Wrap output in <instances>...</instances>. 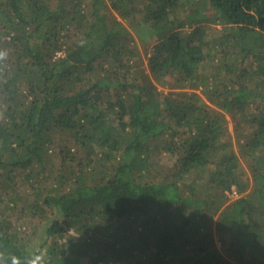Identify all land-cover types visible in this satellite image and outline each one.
Masks as SVG:
<instances>
[{
	"label": "trees",
	"instance_id": "trees-1",
	"mask_svg": "<svg viewBox=\"0 0 264 264\" xmlns=\"http://www.w3.org/2000/svg\"><path fill=\"white\" fill-rule=\"evenodd\" d=\"M37 256L264 264V0H0V264Z\"/></svg>",
	"mask_w": 264,
	"mask_h": 264
},
{
	"label": "rangeland",
	"instance_id": "rangeland-1",
	"mask_svg": "<svg viewBox=\"0 0 264 264\" xmlns=\"http://www.w3.org/2000/svg\"><path fill=\"white\" fill-rule=\"evenodd\" d=\"M210 15H211V14H210ZM196 25H197V24H196ZM198 25L201 26V25H203V23H199ZM211 28H212V29L220 30V29L222 28V25L220 24V22H218V23H216V25L212 26ZM192 30H193V27H189V28H187L188 35L191 34ZM252 69H253V68H252ZM197 90H198V89H197ZM198 92H199V91H198ZM217 247H218L217 250H219V252H221V251H220V242L218 243ZM223 258L225 259V257H223ZM225 260H227V261H226V263H224V264H236L234 261H232V260H230V259H225Z\"/></svg>",
	"mask_w": 264,
	"mask_h": 264
},
{
	"label": "clouds",
	"instance_id": "clouds-1",
	"mask_svg": "<svg viewBox=\"0 0 264 264\" xmlns=\"http://www.w3.org/2000/svg\"><path fill=\"white\" fill-rule=\"evenodd\" d=\"M42 257L37 256L35 260L31 261V264H39V262L41 261ZM13 264H19L18 260H13Z\"/></svg>",
	"mask_w": 264,
	"mask_h": 264
}]
</instances>
